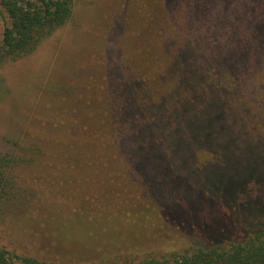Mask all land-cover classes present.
I'll use <instances>...</instances> for the list:
<instances>
[{"label":"trees","instance_id":"trees-1","mask_svg":"<svg viewBox=\"0 0 264 264\" xmlns=\"http://www.w3.org/2000/svg\"><path fill=\"white\" fill-rule=\"evenodd\" d=\"M76 1L0 0V65L71 19L93 40L29 144L0 153V202L58 243L68 228L135 243L102 264H264V0H81L85 18ZM160 229L181 249L144 253ZM0 264L65 263L0 242Z\"/></svg>","mask_w":264,"mask_h":264},{"label":"rangeland","instance_id":"rangeland-1","mask_svg":"<svg viewBox=\"0 0 264 264\" xmlns=\"http://www.w3.org/2000/svg\"><path fill=\"white\" fill-rule=\"evenodd\" d=\"M75 10L81 11L84 18L92 12L91 7L84 8L81 0L76 1ZM6 22L7 18L0 15V38ZM92 41L71 19L29 55L0 65V153L17 155L21 153L18 144L25 146L26 139L29 144L27 130L40 103L52 95L51 83L71 73L74 57L81 59L87 55ZM58 233L55 227H45L24 217L14 205L0 202V242L19 253L57 263L102 264L136 246L127 240L114 239L113 232L109 238L100 230L82 232L68 228L62 232L63 243L54 238ZM154 236L140 243L144 253L160 256L181 249L177 243L181 236L176 232L160 229ZM122 257L118 263L133 264L132 256Z\"/></svg>","mask_w":264,"mask_h":264}]
</instances>
